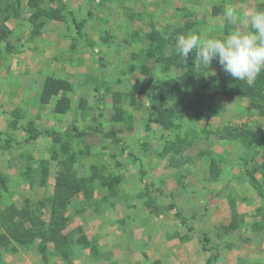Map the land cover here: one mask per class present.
I'll return each mask as SVG.
<instances>
[{
    "label": "rangeland",
    "instance_id": "1",
    "mask_svg": "<svg viewBox=\"0 0 264 264\" xmlns=\"http://www.w3.org/2000/svg\"><path fill=\"white\" fill-rule=\"evenodd\" d=\"M225 5L264 0H0V264L68 226L131 264H264V71L174 49Z\"/></svg>",
    "mask_w": 264,
    "mask_h": 264
},
{
    "label": "clouds",
    "instance_id": "2",
    "mask_svg": "<svg viewBox=\"0 0 264 264\" xmlns=\"http://www.w3.org/2000/svg\"><path fill=\"white\" fill-rule=\"evenodd\" d=\"M222 17L230 26L223 36L202 37L189 31L177 36L175 52L185 62L195 53L198 67H210L216 61L231 78L251 85L264 71V8L225 5Z\"/></svg>",
    "mask_w": 264,
    "mask_h": 264
},
{
    "label": "crops",
    "instance_id": "3",
    "mask_svg": "<svg viewBox=\"0 0 264 264\" xmlns=\"http://www.w3.org/2000/svg\"><path fill=\"white\" fill-rule=\"evenodd\" d=\"M80 31L83 36L78 32L77 35L84 40L86 46L91 47V41L89 37L81 29ZM92 129L98 131L102 136H104L103 131L98 130V126H95ZM234 172L236 171L234 170ZM236 173H238V171ZM150 189L152 191H157L159 194L163 193L160 189H153V187H150ZM237 206H243V204L238 203ZM43 219V221H45L47 224L53 223L49 215ZM77 220V218L73 219L75 223H77ZM15 222L18 223V220ZM47 224H45V228H47ZM187 228L189 229V227ZM70 229L71 227L68 226L64 230H60L59 234L64 235L61 238H54L53 228L50 230V227L37 231V233L40 235L35 237L36 239L31 243L30 246L23 247L14 245L12 248L8 249L7 252H5V255L2 258L3 263L1 264H131L129 261H132V258L131 260L129 259L124 261V258L122 257L116 258L114 256L112 259L106 256V254L111 250V242H109L111 237L108 235V233L100 234L97 231H92L89 234L88 232H85L86 238L88 240H90V237L92 236L96 239V242H89V244H93L95 246L94 248H91L90 246H83L82 242H79L80 246H78L74 241L75 239L77 240L78 233L68 232ZM67 235H71V242H65L64 239L68 238ZM42 236L43 239H41ZM116 260H118L117 263L115 262Z\"/></svg>",
    "mask_w": 264,
    "mask_h": 264
},
{
    "label": "trees",
    "instance_id": "4",
    "mask_svg": "<svg viewBox=\"0 0 264 264\" xmlns=\"http://www.w3.org/2000/svg\"><path fill=\"white\" fill-rule=\"evenodd\" d=\"M77 32L78 33H80L81 34V31H80V26L77 24ZM82 36H83V34H81ZM155 40H156V38H155ZM153 53V52H152ZM151 53V54H152ZM191 58V57H190ZM191 60H192V58H191ZM99 64L101 65V66H103V63H102V59L100 58V61H99ZM227 78H226V80L224 81V84H226L227 83ZM256 84V83H255ZM254 86H256V85H254ZM256 87H254L253 89H255ZM257 89V88H256ZM257 98V97H256ZM256 98H255V101H256ZM260 99V98H259ZM263 100H264V98H263ZM255 105H256V103H254ZM259 105V104H258ZM260 107H262V109L264 110V101L263 102H261L260 103V105H259ZM38 133V132H37ZM31 135H33V137H35L36 136V134H31ZM103 135H104V137H107V138H109L111 141H113V142H115V143H118V142H120L121 140L119 139V138H116V137H114L113 135H111L110 133H104L103 132ZM153 189H155V188H153Z\"/></svg>",
    "mask_w": 264,
    "mask_h": 264
}]
</instances>
